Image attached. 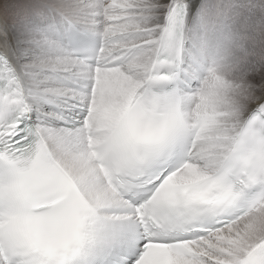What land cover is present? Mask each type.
<instances>
[{
  "label": "snow or ice",
  "instance_id": "1",
  "mask_svg": "<svg viewBox=\"0 0 264 264\" xmlns=\"http://www.w3.org/2000/svg\"><path fill=\"white\" fill-rule=\"evenodd\" d=\"M0 264H264V0H0Z\"/></svg>",
  "mask_w": 264,
  "mask_h": 264
}]
</instances>
